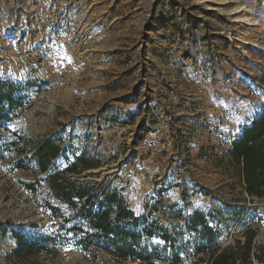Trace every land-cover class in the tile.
Wrapping results in <instances>:
<instances>
[{
    "label": "rangeland",
    "instance_id": "obj_1",
    "mask_svg": "<svg viewBox=\"0 0 264 264\" xmlns=\"http://www.w3.org/2000/svg\"><path fill=\"white\" fill-rule=\"evenodd\" d=\"M0 81L20 98L0 123V264H139L78 244L92 231L46 179L81 153L102 163L81 180L119 190L146 217L138 230H167L139 239L154 264H209L214 246L196 253L185 224L195 210L215 248L252 235L264 257V198L246 195L228 158L264 107V0H0ZM45 139L62 152L40 173ZM15 234L54 236L51 256L14 258Z\"/></svg>",
    "mask_w": 264,
    "mask_h": 264
},
{
    "label": "trees",
    "instance_id": "obj_2",
    "mask_svg": "<svg viewBox=\"0 0 264 264\" xmlns=\"http://www.w3.org/2000/svg\"><path fill=\"white\" fill-rule=\"evenodd\" d=\"M44 82H39V85ZM16 86L11 82L0 81V123L9 120V114L17 107L20 98L15 96ZM143 131H147L145 128ZM62 152V147L55 139H45L34 150L32 158L36 161L38 171L46 172L52 160ZM230 162L240 172L241 184L250 198H264V107L257 114L251 125L245 127L229 151ZM102 163L95 157L81 153L62 169L47 177L46 181L54 196L61 202L75 209L78 216L92 232L85 233L78 244L83 250L92 247L103 250L123 261H139V264H154V256L145 255L139 250V239L143 233L146 237L160 235L169 240L167 230L155 224H145L138 230L145 216L137 217L127 206L119 190L110 188L103 182L81 180L84 172L97 169ZM53 209V208H52ZM54 210V209H53ZM205 213L195 210L186 220V226L196 231L204 248L214 246L208 258L209 264H251L252 258L263 260L252 251L253 237L247 235L243 243L235 247L215 248L219 234L208 226ZM17 245L12 252L16 259L35 256L41 251L49 250L54 236H37L27 239L15 234ZM169 264H185L174 256Z\"/></svg>",
    "mask_w": 264,
    "mask_h": 264
},
{
    "label": "bare ground",
    "instance_id": "obj_3",
    "mask_svg": "<svg viewBox=\"0 0 264 264\" xmlns=\"http://www.w3.org/2000/svg\"><path fill=\"white\" fill-rule=\"evenodd\" d=\"M231 2H234V1H231ZM245 10V11H243ZM241 12H245L244 14H247L249 12V9L247 8H242V10H240L239 7L235 8V11L233 12V15L235 14H240ZM235 22H238V23H242L246 26H255L256 25V21H254L251 16H245V15H240V16H236L235 17Z\"/></svg>",
    "mask_w": 264,
    "mask_h": 264
},
{
    "label": "crops",
    "instance_id": "obj_4",
    "mask_svg": "<svg viewBox=\"0 0 264 264\" xmlns=\"http://www.w3.org/2000/svg\"><path fill=\"white\" fill-rule=\"evenodd\" d=\"M258 113H259V112H257V113L255 114V116L253 117V119H252L249 123H247V124H245V125H242L240 128L237 129V131H236V133H235L233 139L231 140V142H230V144H229V145H230V146H229V151H230V149H231V147H232V144H233V143L239 138V136H240L242 130H243L245 127H247V126H249V125L252 124V122L255 120V118H256V116H257ZM228 158H229V160H230L229 153H228ZM239 176H240V172H239ZM240 181H241V178H240ZM243 190H244V189H243ZM244 192H245V191H244Z\"/></svg>",
    "mask_w": 264,
    "mask_h": 264
},
{
    "label": "built area",
    "instance_id": "obj_5",
    "mask_svg": "<svg viewBox=\"0 0 264 264\" xmlns=\"http://www.w3.org/2000/svg\"><path fill=\"white\" fill-rule=\"evenodd\" d=\"M44 255V256H48L50 257L51 256V253L48 251V250H44V251H41L40 253H38L37 255ZM115 258V257H114ZM117 259V258H116Z\"/></svg>",
    "mask_w": 264,
    "mask_h": 264
},
{
    "label": "water",
    "instance_id": "obj_6",
    "mask_svg": "<svg viewBox=\"0 0 264 264\" xmlns=\"http://www.w3.org/2000/svg\"><path fill=\"white\" fill-rule=\"evenodd\" d=\"M223 239H224V238H223ZM223 239H222V238H220V242H221V241H223Z\"/></svg>",
    "mask_w": 264,
    "mask_h": 264
}]
</instances>
